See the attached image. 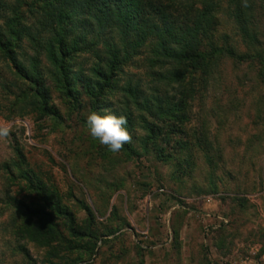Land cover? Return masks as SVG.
Here are the masks:
<instances>
[{
    "label": "rangeland",
    "instance_id": "374dc122",
    "mask_svg": "<svg viewBox=\"0 0 264 264\" xmlns=\"http://www.w3.org/2000/svg\"><path fill=\"white\" fill-rule=\"evenodd\" d=\"M1 1L0 25L14 18L43 31L32 0ZM247 2L241 21L252 39L242 38L230 14L233 1L212 0L201 65L184 79L171 77L180 66L156 57L150 35L98 102L82 87L105 66L99 44H67L76 100L25 37L13 38L11 48L35 84L0 51V121L13 125L0 139V264H264V0ZM155 95L162 108L180 106L148 114L134 104H153ZM104 109L128 120L132 140L116 154L86 127L87 113ZM41 184L69 243L57 258L15 234L17 200L39 203L33 190Z\"/></svg>",
    "mask_w": 264,
    "mask_h": 264
},
{
    "label": "trees",
    "instance_id": "16d2710c",
    "mask_svg": "<svg viewBox=\"0 0 264 264\" xmlns=\"http://www.w3.org/2000/svg\"><path fill=\"white\" fill-rule=\"evenodd\" d=\"M231 1L234 6L230 14L240 24L242 38L248 41L253 37L241 21L244 15L247 16L248 2L245 7L241 5L242 0ZM5 6L0 0V17ZM28 6L34 9L38 26L43 31L39 33L35 26L32 30L14 18L6 19L0 25V51L3 56L14 65L20 77L35 84L31 74L16 62L11 48L13 38L25 37L44 51L45 58L56 71V80L62 84L64 95L76 100L73 85L77 77H69L65 64L69 54L67 44L70 43V50H75L78 45L86 49L99 44L106 53L105 66L94 69L95 76L86 80L82 87L83 93L95 102L101 100L107 88L112 87V75L119 65L132 56L150 35L156 38V57H166L180 66L179 70L173 69L170 76L177 80L184 79L195 65L202 64L201 36L206 30L204 27L208 25L210 29L215 20L210 14L212 0H32ZM45 31L46 36L40 40ZM161 101L155 95L153 104L146 99L134 104L141 108L138 110L143 109L148 114L174 113L175 107L180 106L178 101L162 108ZM40 110L49 113L43 104ZM153 134L154 129L149 127L150 136L147 138ZM183 143V147H186V142ZM35 187H39L33 190L38 193L39 203H27L23 199L16 202L20 219L15 234L46 247L48 254L57 258L69 243L61 240L57 231L50 213L55 207L51 197L46 196L48 193L42 184ZM69 229L75 236L76 228L70 225ZM85 230L89 232L88 228ZM82 261L77 260L73 264Z\"/></svg>",
    "mask_w": 264,
    "mask_h": 264
},
{
    "label": "clouds",
    "instance_id": "9594fccd",
    "mask_svg": "<svg viewBox=\"0 0 264 264\" xmlns=\"http://www.w3.org/2000/svg\"><path fill=\"white\" fill-rule=\"evenodd\" d=\"M242 6H247V0H242ZM85 123L90 136L113 154L119 153L124 145L132 140L126 127L127 117L117 116L108 109H104L103 114L96 111L88 112ZM12 129V123L0 121V139L9 137Z\"/></svg>",
    "mask_w": 264,
    "mask_h": 264
}]
</instances>
